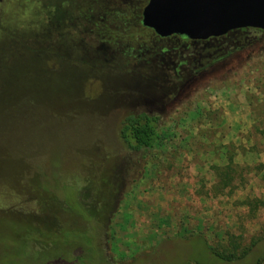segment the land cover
Wrapping results in <instances>:
<instances>
[{
    "label": "rangeland",
    "instance_id": "obj_1",
    "mask_svg": "<svg viewBox=\"0 0 264 264\" xmlns=\"http://www.w3.org/2000/svg\"><path fill=\"white\" fill-rule=\"evenodd\" d=\"M97 4L0 0V264H72L74 236L87 250H77L80 264L206 261L199 236L228 258L241 256L264 237V177L255 181L249 172L252 186L231 190L218 185L215 169L196 190L191 166L207 163L187 157L210 154L217 138L240 137L241 117L244 125L263 118L261 35L249 33L250 45L196 75L194 67L163 70L158 63L124 67L129 37L100 32V16L108 18ZM137 111L162 121L146 160L118 136L124 117ZM119 176L128 182L117 191L107 226L115 257L99 263L88 250L92 240L105 242L106 226L98 239L90 226L102 214L85 212L75 189L87 182L96 207ZM83 225L91 233L83 235ZM263 245L238 264H251Z\"/></svg>",
    "mask_w": 264,
    "mask_h": 264
},
{
    "label": "trees",
    "instance_id": "obj_2",
    "mask_svg": "<svg viewBox=\"0 0 264 264\" xmlns=\"http://www.w3.org/2000/svg\"><path fill=\"white\" fill-rule=\"evenodd\" d=\"M95 1L98 3L97 5L99 13H105L108 18L105 21L103 16H100V20L95 25L98 29H100V32L104 31L105 33H107V35H110L109 32L115 30L116 32H118L119 35H122L123 37H129V40L126 41L129 50L125 54H123L122 52L121 55V61L124 67H131V64L136 63L143 65L158 63L159 68H162L164 70L165 68H174V63H176L179 65V67H184V70L187 71H189L191 67H194L195 70L193 71V75H196L202 72H206L208 69L213 68L214 66L219 65L220 63H223L226 60H229L231 56L238 53L239 50L243 49L245 46L242 43L243 36H238L236 34L241 35V33L246 31V29L233 32L235 33V36L232 35L231 32L226 36L207 40L204 42L190 41L184 37L179 36H172L169 38L162 39L156 36L153 31L146 29L142 26V10L147 5L149 0ZM135 5L137 6L134 7ZM89 10L91 11L92 8H89ZM124 29L129 30L128 34H124ZM248 31H253L255 33L260 34V42H264V32L258 30L256 31L253 29ZM79 34L83 37L85 35L81 32ZM108 40L111 39L108 38ZM230 43V51L224 53L223 47H227ZM218 49L220 50L218 51ZM107 66L110 67L109 64H107ZM170 122V120L167 121L165 128L170 127ZM160 123H162V121L158 116L150 115L145 111L128 113L119 125V139L128 151L134 153L135 155L142 154L143 157H145L144 160H146V156L148 157V154H151L153 147L159 139L158 129ZM220 173L221 174H219L218 176L219 186L222 184H227L230 180L240 179L238 175H235L238 174L235 170L231 171L230 177L225 175L223 171H220ZM139 178L137 180H139ZM231 188L232 190L235 189V187L233 186ZM82 192L80 189V185L76 187V202L85 210V212H87L89 211L87 205L80 203V201H82V198L80 199L79 197L80 195H83ZM97 226L95 222L92 224V227L90 226V229L92 230L93 228L94 231L92 232H94L96 235H98V231L96 229ZM81 227H83V229H81L80 232L83 235H88V232L91 233V230L89 229L85 231L87 225H83ZM77 230L78 229H76L75 231ZM80 232L79 230L77 231V233ZM86 237L90 239L89 236ZM199 237L201 238V240H205V249L209 258L206 259V261H186L183 264H238L239 262L250 257L264 244V237L257 240L254 239L251 241L249 247L242 253L241 256L234 257L232 255L228 258L222 255V253L220 254L216 250L210 248L208 246V242L204 237ZM92 242V246L90 245L92 249L88 250V252L91 251V253L94 252V249L96 247L98 248V240H96L95 242L92 240ZM83 246L84 240H79L76 236L72 237L70 242V250L75 255V259H72V264H80V252L77 250H80L81 252H87V250ZM61 260H56L55 263L62 264L61 262L63 260ZM252 260L253 261L251 264H262L264 261V250L258 253V256H256V258Z\"/></svg>",
    "mask_w": 264,
    "mask_h": 264
},
{
    "label": "water",
    "instance_id": "obj_3",
    "mask_svg": "<svg viewBox=\"0 0 264 264\" xmlns=\"http://www.w3.org/2000/svg\"><path fill=\"white\" fill-rule=\"evenodd\" d=\"M142 26L159 38H220L242 29L264 32V0H149Z\"/></svg>",
    "mask_w": 264,
    "mask_h": 264
},
{
    "label": "crops",
    "instance_id": "obj_4",
    "mask_svg": "<svg viewBox=\"0 0 264 264\" xmlns=\"http://www.w3.org/2000/svg\"><path fill=\"white\" fill-rule=\"evenodd\" d=\"M244 113V110H243ZM251 111H247L244 115L250 116ZM252 114V113H251ZM264 112L262 113V115ZM255 117V115L253 116ZM258 118L260 116L258 115ZM244 119V118H243ZM257 120V119H256ZM259 121V119H258ZM258 121L247 122V125H244V122L241 120L238 123L241 125L239 129L240 137H224L217 138L210 142V145H214L212 151L210 150V154H198V155H190L187 158H192L191 161L195 162L196 160L200 163L206 162L207 164H203L199 166L193 165L191 166V175L193 182L191 183L192 188L198 189L201 188L199 184L200 177H205L206 171L208 172V177L213 175V171L215 169H220L223 171L225 175L230 177L231 171L235 170L240 177L239 180H230L227 184V188L232 190V186L235 189L240 187H250L252 186V182L245 180L247 177L252 175V178L263 180L264 177V133L261 135V131L264 129V126H260V124L264 121L263 118ZM263 128V129H262ZM254 135H257L254 137ZM202 144L203 143H199ZM209 145V146H210ZM217 152V153H216ZM184 162V161H182ZM207 169V170H206ZM251 175H249V172ZM184 175V174H183ZM215 176V175H214ZM212 176V177H214ZM194 179L197 181L194 182ZM250 183V184H249ZM182 184H184L182 182ZM211 184V183H210ZM214 182H212L211 186L213 187ZM179 186H181L179 184ZM259 186L264 188V181L259 182ZM234 190V189H233ZM182 191V189H181Z\"/></svg>",
    "mask_w": 264,
    "mask_h": 264
},
{
    "label": "flooded vegetation",
    "instance_id": "obj_5",
    "mask_svg": "<svg viewBox=\"0 0 264 264\" xmlns=\"http://www.w3.org/2000/svg\"><path fill=\"white\" fill-rule=\"evenodd\" d=\"M243 30V29H242ZM248 30H251V29H246V31H244L243 33H241V35L239 34H236L238 36H243V41L242 43L244 45H250L249 43H247V40H248V37L247 35L253 31H248ZM236 31H240V30H236ZM236 31H232V35H234L235 33L233 32H236ZM257 31V30H256ZM231 33V32H230ZM229 34V33H228ZM235 36V35H234ZM216 39V38H215ZM209 40H212V39H209ZM201 42H204V41H201ZM229 46H231V43L228 44L227 47H223V50H224V53H227L228 51H230L229 49ZM245 47V46H244ZM220 49H218L219 51ZM243 49H240L239 51H242ZM173 63V62H172ZM174 68L173 69H178L180 68L178 64L174 63ZM128 158V154L126 155ZM118 169H117V172L115 173L116 175H119L118 174ZM128 177V175H127ZM119 184H117V181L114 182V186H112V192H110V194L108 195H105V196H100L99 200L97 201V204H96V207H94V202H93V196L91 195V187H88L87 185V182H81L79 183L80 185V189H81V192L84 190L85 192L88 193V196H87V193H84V195L82 196V202L85 203L88 207V210L89 212L91 211H95V209H98L100 211V214H102V218H99V217H96L93 219V223L95 222L96 223V229L98 231V233L100 232V228H101V225L102 223L104 222L105 223V230H106V234H102V238H105V242L102 243L101 245L98 246V248L96 247L94 249V252L93 253V258L94 256L96 255V260L100 263H111L114 259V254H112L111 252H109L108 250V242H107V226L109 225L110 223V220L112 218V214L115 212V208H116V204H117V197L115 198L116 194H117V191L120 190V188H123L125 187L126 185V182H128L125 178V176H119ZM109 182V181H108ZM113 191L115 192V194L113 195ZM100 238V235L98 234V239ZM103 246H104V249H103Z\"/></svg>",
    "mask_w": 264,
    "mask_h": 264
}]
</instances>
